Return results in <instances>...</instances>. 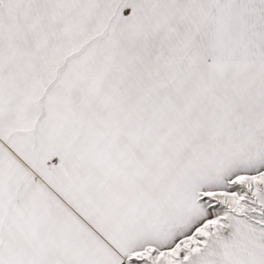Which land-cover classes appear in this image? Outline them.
<instances>
[{
	"label": "snow or ice",
	"instance_id": "6c2138e0",
	"mask_svg": "<svg viewBox=\"0 0 264 264\" xmlns=\"http://www.w3.org/2000/svg\"><path fill=\"white\" fill-rule=\"evenodd\" d=\"M0 264H264V0H0Z\"/></svg>",
	"mask_w": 264,
	"mask_h": 264
}]
</instances>
